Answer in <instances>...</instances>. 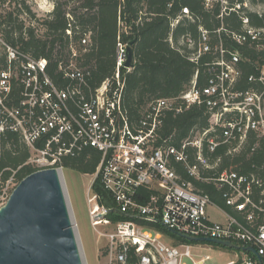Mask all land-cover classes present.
<instances>
[{"label": "built area", "instance_id": "built-area-1", "mask_svg": "<svg viewBox=\"0 0 264 264\" xmlns=\"http://www.w3.org/2000/svg\"><path fill=\"white\" fill-rule=\"evenodd\" d=\"M216 3L218 18L236 14L241 31L200 27L198 43L190 35L185 37L181 45L186 46L190 61L200 65L204 56L212 57L205 63V84L199 85L197 71L179 104L169 99L151 103L138 125L130 122L121 106L122 69H131L125 67L129 44L117 45L113 80L92 91L74 60V49L68 63L59 62L65 80L61 86L51 79L47 59L13 46L0 32V161L8 134L19 136L29 149L25 165L33 173L54 169L61 181H65L67 159L88 150L98 152L101 159L87 192V205L91 227L106 241L105 264H205L209 257L203 258L201 251L216 244L182 242L186 241L182 237L231 243L238 249H226L236 251L237 259L228 264H264V148L251 173L227 170L207 178L201 173L214 168L205 148L214 152L221 145L237 144L233 150L237 152L250 134L255 137L254 151L264 147V24L253 25L249 15L263 20L264 0H206V10L212 11ZM183 18L192 19L188 7L182 8L175 24ZM224 31L231 41L253 47L259 55L256 72L249 77L254 89H235L242 76L241 54L222 40L212 42ZM89 42V36L82 40L85 46ZM193 105L205 106L210 128L192 132L180 146L161 139L166 112L177 115ZM190 148L196 151L194 165L189 164ZM176 163L185 164L194 179L212 181L222 190L225 208L215 205L193 183L182 182ZM12 172L5 183L0 174V208L12 195L5 188L16 181L17 171ZM96 183L114 207L102 203L103 197L94 190ZM209 206L221 212L225 222L212 221ZM159 227L174 234L171 241L179 244L169 243Z\"/></svg>", "mask_w": 264, "mask_h": 264}, {"label": "trees", "instance_id": "trees-1", "mask_svg": "<svg viewBox=\"0 0 264 264\" xmlns=\"http://www.w3.org/2000/svg\"><path fill=\"white\" fill-rule=\"evenodd\" d=\"M205 2L206 0H59L43 21L26 6L25 13L45 29L43 36L39 35L35 27L25 28L23 22L14 19L12 14L0 19V32L4 33L13 46L20 47L37 59H47L51 79L61 86L65 84V80L59 69V62L62 60L68 63L74 49L77 53L74 60L84 70L92 91L105 81L113 80L117 68L118 43L129 44L135 40L133 66L130 71L122 69L124 87L121 106L130 122L138 125L151 103L169 99L179 104L180 96L190 86L197 71L199 85L205 84L208 75L205 63L212 60V57L204 56L200 65L190 61L186 46L181 45L185 37L190 35L198 43L200 27L215 31L224 26L229 31H241V21L236 14L220 19L219 4H214L212 11H208ZM183 7L190 9L192 19L183 18L175 24ZM249 15L253 25L264 24V19H258L254 14ZM86 36L90 40L87 46L82 44ZM220 40L225 46L238 50L242 57L238 65L242 76L235 89H254V82H250L249 77L256 72L255 61L259 55L253 47L231 41L225 31L220 36L215 35L212 42L216 44ZM206 111L205 106L193 105L177 115L172 111L166 112L159 132L160 138H168L172 144L180 146L192 132L210 128L211 119ZM254 144V134H250L237 152H233L237 144L221 145L214 152L205 148L204 154L214 168L201 170L202 175L207 178L227 170L251 173L254 164L259 163L264 148L262 146V150L254 151ZM188 152L189 164H196V151L190 148ZM29 157V149L19 136L8 134L0 161L1 180L7 182L12 171H17L15 177L18 182L33 173L34 170L25 165ZM100 159L98 152L88 150L77 158L67 159L64 167L93 174ZM175 170L182 182L193 183L194 188L209 195L215 205L225 208L223 192L212 181L194 179L182 163H176ZM94 190L103 197V204L115 206L107 200L108 194L99 183L94 185ZM159 230L168 236H175L162 227Z\"/></svg>", "mask_w": 264, "mask_h": 264}, {"label": "water", "instance_id": "water-1", "mask_svg": "<svg viewBox=\"0 0 264 264\" xmlns=\"http://www.w3.org/2000/svg\"><path fill=\"white\" fill-rule=\"evenodd\" d=\"M125 67L132 68L133 45ZM236 248L229 242L182 237ZM256 253L254 249H247ZM0 264H83L62 181L54 169L25 177L0 208Z\"/></svg>", "mask_w": 264, "mask_h": 264}, {"label": "rangeland", "instance_id": "rangeland-1", "mask_svg": "<svg viewBox=\"0 0 264 264\" xmlns=\"http://www.w3.org/2000/svg\"><path fill=\"white\" fill-rule=\"evenodd\" d=\"M57 1L59 0H0V19L12 14L14 19L23 22L25 28L35 27L39 35L43 36L45 29L32 21L31 17L25 13L26 6L39 20L43 21L53 11ZM2 30H5V28L2 27ZM63 174L65 181H62V185L71 211L83 264H105L106 260L102 258V249L105 248L106 241L100 238L99 234L91 227L87 205V192L92 183L93 174L81 173L71 169H65ZM8 183L5 188L7 187L13 193L20 182L11 181ZM207 212L212 221L224 222L223 215L212 207L209 206ZM167 240L171 244H179L177 240L171 241L170 236L167 237ZM201 254L203 258L209 257L205 264H228L237 259L236 251L216 245L206 247L201 251Z\"/></svg>", "mask_w": 264, "mask_h": 264}, {"label": "crops", "instance_id": "crops-1", "mask_svg": "<svg viewBox=\"0 0 264 264\" xmlns=\"http://www.w3.org/2000/svg\"><path fill=\"white\" fill-rule=\"evenodd\" d=\"M214 210L218 211L217 209H215L214 207H212ZM219 212V211H218ZM221 215H223L221 212H219ZM223 218L226 220L225 216L223 215ZM224 220V222H225Z\"/></svg>", "mask_w": 264, "mask_h": 264}, {"label": "bare ground", "instance_id": "bare-ground-1", "mask_svg": "<svg viewBox=\"0 0 264 264\" xmlns=\"http://www.w3.org/2000/svg\"><path fill=\"white\" fill-rule=\"evenodd\" d=\"M62 187H63V185H62ZM63 190H64V188H63ZM65 192V191H64ZM69 208V207H68ZM70 209V208H69ZM70 211V210H69ZM70 214H71V211H70ZM71 218H72V216H71ZM75 230V229H74ZM77 235V234H76ZM77 237V236H76Z\"/></svg>", "mask_w": 264, "mask_h": 264}]
</instances>
